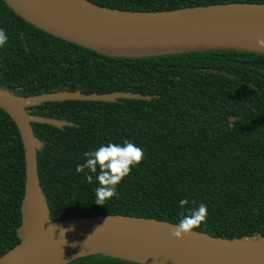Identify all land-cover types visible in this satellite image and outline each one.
I'll use <instances>...</instances> for the list:
<instances>
[{
	"label": "trees",
	"instance_id": "obj_1",
	"mask_svg": "<svg viewBox=\"0 0 264 264\" xmlns=\"http://www.w3.org/2000/svg\"><path fill=\"white\" fill-rule=\"evenodd\" d=\"M130 11H162L264 0H88ZM0 88L30 97L61 90L133 92L150 100L44 101L32 122L40 187L55 221L128 215L178 224L206 204L197 230L227 239L264 237V55L211 50L140 58L98 54L45 33L0 0ZM234 118V121H230ZM133 142L143 162L118 186V198L97 204V173H78L85 152ZM19 131L0 109V256L19 239L25 183ZM86 175L93 176L89 183ZM187 199L188 204L180 206ZM195 202V203H193ZM68 264H138L103 254Z\"/></svg>",
	"mask_w": 264,
	"mask_h": 264
},
{
	"label": "water",
	"instance_id": "obj_2",
	"mask_svg": "<svg viewBox=\"0 0 264 264\" xmlns=\"http://www.w3.org/2000/svg\"><path fill=\"white\" fill-rule=\"evenodd\" d=\"M16 15L47 34L108 57L140 58L211 50L264 55V3H223L162 11H130L98 6L88 0H2ZM50 95L32 102L36 96ZM150 100L133 92L85 94L61 90L23 97L0 88V109L16 125L25 164L18 243L0 256V264H41L61 252L90 249L73 260L103 254L107 249H133L163 255L162 264H264V237L227 239L192 230L183 240L171 235L177 224L128 215H96L55 221L40 187L36 152L40 142L31 123L61 128L67 121L31 115L26 108L44 101ZM234 121V118H230ZM33 211L31 212L30 206Z\"/></svg>",
	"mask_w": 264,
	"mask_h": 264
},
{
	"label": "clouds",
	"instance_id": "obj_3",
	"mask_svg": "<svg viewBox=\"0 0 264 264\" xmlns=\"http://www.w3.org/2000/svg\"><path fill=\"white\" fill-rule=\"evenodd\" d=\"M7 42L8 36L5 30L0 29V48L5 47ZM258 44L259 47L264 48V39H260ZM84 156L85 163L77 165L76 171L82 173L87 168L91 173H97V168H99L96 175L99 187L95 189V202L103 206L107 200L113 197L118 198L117 186L131 174L134 166L143 162L145 151L133 142L125 141L122 145L110 142L96 150L85 152ZM86 179L89 183L93 182L92 175H86ZM186 204H188L187 199L180 201L181 207ZM207 216V205L202 203L171 229V235L178 240H183L186 235L192 234L193 229L199 228L202 223H205Z\"/></svg>",
	"mask_w": 264,
	"mask_h": 264
},
{
	"label": "bare ground",
	"instance_id": "obj_4",
	"mask_svg": "<svg viewBox=\"0 0 264 264\" xmlns=\"http://www.w3.org/2000/svg\"><path fill=\"white\" fill-rule=\"evenodd\" d=\"M49 96L50 95H44L42 97L36 96V97H33L32 99H30V101L37 102V101L43 100L45 98H48ZM30 210H31V212L33 211L32 205L30 206ZM92 251L93 250H90V249H86V250L85 249H75V250L64 251V252H61V253H59V254L51 257V258L46 259L41 264H65L66 262H68L72 258L90 253ZM106 251L112 252L114 254L126 256L129 258L141 260L143 262L150 263V264H162L161 261L163 259V255L144 253L140 250H133V249L119 248V249H107Z\"/></svg>",
	"mask_w": 264,
	"mask_h": 264
}]
</instances>
